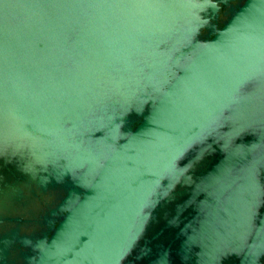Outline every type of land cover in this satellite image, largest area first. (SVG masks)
<instances>
[{"label":"water","instance_id":"1","mask_svg":"<svg viewBox=\"0 0 264 264\" xmlns=\"http://www.w3.org/2000/svg\"><path fill=\"white\" fill-rule=\"evenodd\" d=\"M0 264H264V0H0Z\"/></svg>","mask_w":264,"mask_h":264},{"label":"flooded vegetation","instance_id":"2","mask_svg":"<svg viewBox=\"0 0 264 264\" xmlns=\"http://www.w3.org/2000/svg\"><path fill=\"white\" fill-rule=\"evenodd\" d=\"M220 19H223V13L220 14Z\"/></svg>","mask_w":264,"mask_h":264}]
</instances>
